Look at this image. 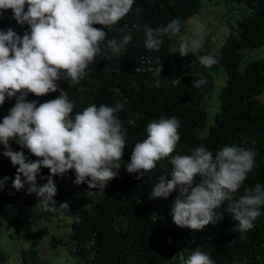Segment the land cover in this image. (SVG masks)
<instances>
[{
	"label": "trees",
	"instance_id": "16d2710c",
	"mask_svg": "<svg viewBox=\"0 0 264 264\" xmlns=\"http://www.w3.org/2000/svg\"><path fill=\"white\" fill-rule=\"evenodd\" d=\"M223 1L244 3L248 14L236 19L235 26L218 49H207L205 40L209 33L204 32L205 50L199 49L196 55L189 53L187 57H181L178 48L172 49L177 35L165 36L159 50H148L144 45L146 28L141 29L140 20L155 29L179 19L180 30H189L193 25L188 20L199 12L201 0H134L128 18L106 28L109 40L119 41L125 34H131L132 40L127 48L116 55L102 42V54L89 65L84 79L74 84L62 78L57 85L58 89L67 92L68 99L74 104L73 115L90 105L99 107L95 104L98 101L107 102L105 105L113 108L117 104L123 105L116 116L125 132L124 153L128 147L141 142L142 136L147 138L146 128L150 122L173 116L180 122V139L176 147L184 151L182 155H190L200 145L210 150L213 156L224 146L254 150L256 166L234 194L238 199L255 185L264 186V104L256 98L257 92L264 93V55L248 62L245 73L234 70L242 58L243 49L264 44V0ZM12 21L17 23L11 9L6 10V16H0V26H7ZM22 25L30 31L27 24ZM93 26L105 29L102 25ZM206 54L212 55L218 63L211 68L201 65L198 56ZM156 58L161 71L153 77L149 67ZM218 66L225 70L219 77L220 82H224L217 94L218 104L212 121L206 125L204 96L216 85L209 75L211 69ZM201 78L206 83L199 88L193 87L194 81ZM47 95L51 96L42 97L41 103L57 98L59 91ZM8 107H12L11 100H5L0 106V122L8 115L4 111ZM212 107L215 109L214 103ZM9 145L12 151H23L29 160L37 159L26 148H21L15 139L10 140ZM4 150L0 144V181L11 183L18 175V165H13L3 155ZM171 168L168 161L158 177L170 172ZM153 173L152 169L140 179H137L138 173H129L111 185L108 182L104 190L84 188L86 194L76 190L72 195L76 199L84 198L86 203L76 207V214H72L69 240L73 250L70 254L85 264H166L168 254L173 251H182L187 261L199 249L209 254L214 264H264V205L260 206L261 214L248 231L237 229L238 222L227 211L229 201L215 210L222 217L215 224L199 231L180 228L174 224L171 214L165 213L162 203L166 198L151 197L158 179L151 181ZM49 176V169L41 167L37 178ZM165 178L171 179V176ZM200 179L195 177L193 187L200 183ZM25 189L16 190L13 183L3 184L0 188V220L31 240L29 248L19 252V264H50L41 259L35 249L36 242L47 230L31 229V225L43 215L24 194ZM176 195L173 192L168 196L172 203ZM162 216L164 220L161 221ZM51 244L55 245L53 239ZM4 259L0 251V263Z\"/></svg>",
	"mask_w": 264,
	"mask_h": 264
},
{
	"label": "clouds",
	"instance_id": "9594fccd",
	"mask_svg": "<svg viewBox=\"0 0 264 264\" xmlns=\"http://www.w3.org/2000/svg\"><path fill=\"white\" fill-rule=\"evenodd\" d=\"M133 4L134 0H0V16H6V10L11 9L17 21L0 26V106L5 100H11L12 105L4 109L8 115L0 122V144L5 149L3 155L13 165H18L13 187L20 190L27 183L29 187L24 194L28 189V194H36L42 209L54 211L57 188L51 177L74 170L75 185L70 194L61 197L57 214L61 219L69 218L72 227V214H76L77 208L71 198H75L72 194L76 190L85 194L88 189L104 190L108 182L111 185L129 173H138L137 179H140L152 169L153 181L170 161L171 171L158 177L151 197L166 198L162 203L165 213L171 214L176 226L199 231L215 224L222 218L215 210L229 201L227 211L238 222L237 229H252L261 214L260 206L264 205V186L257 184L238 199L234 194L256 166L254 150L224 146L213 156L200 145L190 155H182L184 151L176 147L180 122L173 116L150 122L146 128L147 138L146 135L141 137V142L133 146L130 162L121 166L127 143L116 113L123 105L113 108L105 105L107 102L98 101L95 104L99 107L90 105L73 115L74 104L65 90L58 89L57 81L62 78L78 84L88 75L89 65L102 54V42L116 55L127 48L131 34H125L119 41L109 40L106 28L121 23ZM140 21L141 29L146 28L144 45L150 51L159 50L165 36L173 37L180 32L179 19L155 29L145 20ZM22 24H27L30 31ZM97 24L105 29L93 26ZM204 31L205 25L200 24L190 36L182 37L178 47L181 57L198 53L205 40ZM198 59L206 68L218 63L212 55H200ZM149 68L153 77L160 74L161 64L157 58ZM205 83L201 78L192 86L199 88ZM57 91V98L41 103L42 97ZM12 139L37 159L29 160L23 151H12L9 145ZM41 167L49 169L48 178H37ZM167 175L171 179H166ZM197 176L201 178L200 183L193 187ZM36 179H46L47 183L37 187ZM3 184L9 181H0V188ZM173 192L177 195L172 203L168 196ZM41 219H45L44 215H40L35 224ZM160 220H164L163 216ZM37 229L47 230L46 227ZM71 230L65 238L52 236L55 245H63L69 254L73 250L69 240ZM181 253H169L166 264H214L209 254L199 249L187 261Z\"/></svg>",
	"mask_w": 264,
	"mask_h": 264
},
{
	"label": "rangeland",
	"instance_id": "374dc122",
	"mask_svg": "<svg viewBox=\"0 0 264 264\" xmlns=\"http://www.w3.org/2000/svg\"><path fill=\"white\" fill-rule=\"evenodd\" d=\"M248 14V8L244 3L237 2H225L223 0H201V8L197 14L192 15L190 22H192L193 28L180 30L177 34L176 40L173 42L172 49L178 48L179 43L185 35H191L197 28L198 25H205V31L209 35L205 40L207 42V49L216 50L222 43L224 37L229 33L230 29L235 26L236 19ZM203 18H197V17ZM204 43V42H203ZM204 45L200 49L205 50ZM242 58L238 65L234 66V70L239 73H245V65L255 59H260L264 55V44L253 49H243ZM212 73L209 75L212 82L216 81L214 85L207 94L204 96V106L206 109V120L205 124L208 125L212 121V115L214 110L217 108V94L222 86L224 80L220 82L219 78L223 73H225L224 68L216 67L211 69ZM217 74H215V73ZM256 98L264 104V93H256ZM214 103L215 109L212 105ZM212 107V109H211ZM135 147V146H134ZM134 147L127 148L128 150L124 153L121 160V166H126L130 162V158ZM56 188L57 193L54 196L55 207L54 211H45L39 206L38 197L35 193L28 194V189L26 190V195H28L34 202L35 206L43 212L45 219L39 220L36 224L31 225V229L36 230L39 227H46L47 234L43 235L35 244V249L37 250L41 259L45 260L50 264H85L79 258L74 257L69 254L63 245L50 244L52 236L65 238L68 230L72 227L69 224L70 219L64 217H58V203L61 201L63 194L71 192L75 185V172L74 170H69L63 175H55L51 177ZM24 177L22 181H24ZM8 181V180H7ZM13 183V182H11ZM9 182V184H11ZM47 183L46 179H36L37 187L42 186ZM24 187L28 188L27 183ZM71 201L76 207H81L86 203L84 198H71ZM59 213H62L61 211ZM67 222V223H66ZM6 224V223H5ZM3 221L0 220V251L6 257L5 261L0 264H19V251L22 249H27L30 246V240L24 238L20 232H14L8 224L5 225ZM96 254V252H94ZM170 258V257H169Z\"/></svg>",
	"mask_w": 264,
	"mask_h": 264
}]
</instances>
